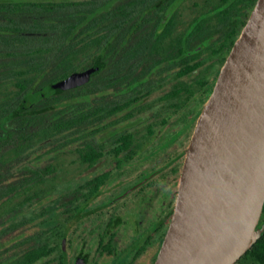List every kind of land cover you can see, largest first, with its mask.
Listing matches in <instances>:
<instances>
[{"label":"flooded vegetation","instance_id":"obj_1","mask_svg":"<svg viewBox=\"0 0 264 264\" xmlns=\"http://www.w3.org/2000/svg\"><path fill=\"white\" fill-rule=\"evenodd\" d=\"M255 1L106 0L77 37L81 65L50 86L19 85L31 74L18 47L15 89L0 88V264H153L196 122Z\"/></svg>","mask_w":264,"mask_h":264},{"label":"water","instance_id":"obj_2","mask_svg":"<svg viewBox=\"0 0 264 264\" xmlns=\"http://www.w3.org/2000/svg\"><path fill=\"white\" fill-rule=\"evenodd\" d=\"M263 207L264 0H256L196 122L153 264H235L264 233Z\"/></svg>","mask_w":264,"mask_h":264},{"label":"trees","instance_id":"obj_3","mask_svg":"<svg viewBox=\"0 0 264 264\" xmlns=\"http://www.w3.org/2000/svg\"><path fill=\"white\" fill-rule=\"evenodd\" d=\"M105 1L0 0V56H16V49L22 47L19 63L26 75L31 74L19 85H31L38 79L41 86H50L77 70L84 52L77 37L84 32L86 21H97L92 12ZM111 13H101V18ZM10 77V72L0 71L1 81ZM245 258L264 264V233L236 263Z\"/></svg>","mask_w":264,"mask_h":264},{"label":"rangeland","instance_id":"obj_4","mask_svg":"<svg viewBox=\"0 0 264 264\" xmlns=\"http://www.w3.org/2000/svg\"><path fill=\"white\" fill-rule=\"evenodd\" d=\"M115 2L116 1H114V4H115ZM15 53H16V56H14L13 54H11V55L9 54V55H6V59L0 60V70L2 67H5L7 72H10L11 76L14 74V71L17 69V64H14V62H17V61H13V59L14 60L18 59L19 54L21 53V50L16 49ZM16 80H17V78H15V77H13L11 80H3L2 83L0 82V88L4 87L5 88L4 92L8 91L11 94V93H13V89H15L14 88V81H16ZM236 264H257V263L252 261L249 258H245Z\"/></svg>","mask_w":264,"mask_h":264}]
</instances>
